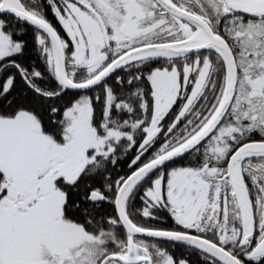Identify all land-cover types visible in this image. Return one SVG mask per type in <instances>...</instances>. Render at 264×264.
Here are the masks:
<instances>
[{
  "label": "snow or ice",
  "instance_id": "snow-or-ice-1",
  "mask_svg": "<svg viewBox=\"0 0 264 264\" xmlns=\"http://www.w3.org/2000/svg\"><path fill=\"white\" fill-rule=\"evenodd\" d=\"M0 264H264V0H0Z\"/></svg>",
  "mask_w": 264,
  "mask_h": 264
},
{
  "label": "flooded vegetation",
  "instance_id": "flooded-vegetation-1",
  "mask_svg": "<svg viewBox=\"0 0 264 264\" xmlns=\"http://www.w3.org/2000/svg\"><path fill=\"white\" fill-rule=\"evenodd\" d=\"M29 55H30V57H31V59L29 60V63H32L33 61H35L37 64H38V60H37V53H35V52H29ZM38 66H39V64H38ZM182 163H184V162H182ZM137 203H139V201H137ZM162 215H166V214H162ZM163 226H167V224H165V225H163ZM169 251H171V252H174L176 255H179L180 254V252L182 251V249L181 250H177V249H169ZM193 259H195V258H193Z\"/></svg>",
  "mask_w": 264,
  "mask_h": 264
},
{
  "label": "trees",
  "instance_id": "trees-1",
  "mask_svg": "<svg viewBox=\"0 0 264 264\" xmlns=\"http://www.w3.org/2000/svg\"><path fill=\"white\" fill-rule=\"evenodd\" d=\"M26 38L28 39V43H29V52H32L31 51V48H32L33 41H32V32H31V29H29L28 35H27Z\"/></svg>",
  "mask_w": 264,
  "mask_h": 264
},
{
  "label": "rangeland",
  "instance_id": "rangeland-1",
  "mask_svg": "<svg viewBox=\"0 0 264 264\" xmlns=\"http://www.w3.org/2000/svg\"><path fill=\"white\" fill-rule=\"evenodd\" d=\"M38 64H39V62H38Z\"/></svg>",
  "mask_w": 264,
  "mask_h": 264
}]
</instances>
